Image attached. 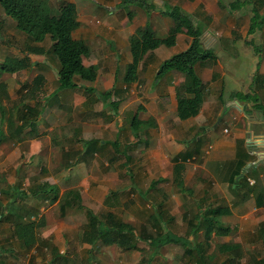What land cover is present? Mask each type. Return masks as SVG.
<instances>
[{"label": "crops", "instance_id": "obj_1", "mask_svg": "<svg viewBox=\"0 0 264 264\" xmlns=\"http://www.w3.org/2000/svg\"><path fill=\"white\" fill-rule=\"evenodd\" d=\"M72 1L77 5L80 21L74 36L86 39L91 48L90 54L83 55V61L97 69L94 81L79 75L75 79L77 83L94 89H59L58 86L50 89L46 98L49 100L57 95L53 97L55 107L47 105L49 101L42 103L39 97L45 84L37 90L34 78L42 73L48 83L49 70L56 68L59 79L60 64L53 53L52 56L44 55L43 59L33 56L29 67L0 72V85H5L8 91V96L0 91V120L6 122L4 142H17L18 147L21 144L20 148H24L22 144L29 141L34 155L40 153L37 147L40 138L44 139L49 158L60 157L61 171L67 170L63 180L36 181L25 188L23 182H16L14 178L7 187H0V202L4 204L2 211L7 214L0 219V227L7 222L13 225L14 231L16 223L35 221L38 234L51 241V254L57 258L55 264H139L134 260L137 261L140 253L147 252L149 248L131 246L134 247L131 248L134 249L133 257L126 261L129 247L106 244L100 238L95 242L84 239L90 209L106 225L107 219L108 225H117L119 221L129 223L138 237L149 240L156 247V250H150L151 257L161 254V248H166L169 254L170 251L176 252L177 260L184 257L181 254L187 255L188 264H201L200 259L203 261L204 256H208L213 264L217 260V264H264V102L259 93L256 94L264 93V64H260L264 62V56L261 57L260 53L257 59L256 55L240 53L245 45L255 49L258 46L249 35L264 28V0H229L225 3L223 0H153L155 8L149 15L138 5H122L123 0ZM175 4L192 15L195 23L203 25L202 42L216 54L195 64L203 81L204 100L198 114L187 118L179 116L177 93V86L184 82L185 74L170 71L157 77L165 59L187 49L192 43L193 37L185 31L177 34L175 44H162L148 51L139 63L136 79L130 82L123 79L128 64L133 61L131 38L147 26L158 36L169 35L174 19L166 13V8ZM247 6L251 7L252 14L246 11ZM1 8L0 4V11ZM256 8L261 14L260 25L257 24L252 32ZM3 14L2 23L9 16L4 9ZM11 19L9 24L15 23L17 30H21ZM239 28L245 34L242 38L235 35ZM27 54L26 46L25 55L20 59ZM52 59L53 65L50 63ZM247 59H250L251 67L246 75L244 64ZM39 65L28 94L27 82L21 75L18 74L19 79L14 78L13 81L5 80L7 76L4 75L18 71L23 74L27 70L33 73ZM256 76L260 85L255 92L250 88L254 86L251 81L257 85ZM235 84H238L237 89L232 87ZM110 89L114 90L112 97H100L102 91ZM60 91H63L61 100L70 102L60 103ZM236 92L250 93L252 97L239 99ZM22 96L26 98L21 100ZM112 98L117 101L113 103ZM257 103L263 109L257 107ZM13 112L16 113V131H20V126L29 119L36 122L35 130L30 125L24 128V139L8 130L5 118ZM53 113L60 122L51 123ZM65 124L68 127H64ZM20 157L26 160L27 156ZM10 158L12 154H6L3 163L6 164ZM21 164L16 168L20 170ZM19 170L12 176L19 175ZM44 182L55 185L57 189L49 193H20ZM132 188L136 199L133 194L128 195ZM69 190L80 194L82 204L68 207L65 214L61 213L62 217L50 223L46 216L50 207L46 208L45 201L50 200L53 205L60 206ZM55 192L58 197L52 200ZM216 206L225 209L212 218L216 226L211 238L220 237L224 241L211 248L206 241L204 220L200 222L198 218H205L208 209ZM140 211L145 216L139 214ZM127 217L135 220H126ZM193 221L197 226L188 237L189 245L171 241L174 236L184 238L192 229ZM188 223L191 225L189 230ZM44 227L46 229L42 231ZM236 230L240 233L239 238L231 240L236 238L232 237ZM155 240L162 242L155 243ZM18 241L20 248L26 251L36 250L42 242L25 246L21 239ZM196 245L198 250L194 248ZM182 246L191 248L193 253L185 254V249L181 253ZM209 249V253L214 254L212 257L204 253ZM11 250L0 247V264L10 263L13 257ZM78 256L82 261L72 262V258ZM67 258L71 262H59Z\"/></svg>", "mask_w": 264, "mask_h": 264}, {"label": "trees", "instance_id": "obj_2", "mask_svg": "<svg viewBox=\"0 0 264 264\" xmlns=\"http://www.w3.org/2000/svg\"><path fill=\"white\" fill-rule=\"evenodd\" d=\"M0 4L4 9L5 14L12 17L16 21L18 28L27 33L31 37V41H34L27 45L28 54L24 58L18 59L10 57L4 64H2V67H0L3 68L0 70L1 72L4 70L16 71L29 67L32 64V56H39L40 59H43L44 55L47 54L48 49L46 46L39 43H44L48 36H50L53 41L51 50L57 56V60L60 64L59 89L67 87H81L85 88L86 91L94 89L93 86L77 83L75 79L76 75H79L83 79L94 81L97 77V69L93 65H85L83 61V55H88L91 52L88 41L84 38H77L74 36V31L80 25L77 5L74 1L60 0L57 13L52 11L51 0H0ZM128 4H135L142 7L148 15L155 8V2L152 0L122 1V5ZM254 11V20L251 28L252 32L255 30L254 28L257 24L260 25L259 18L261 17L257 8L254 9ZM166 13L174 19V25L169 35L165 37L158 36L154 30L147 26L140 29L138 34L131 38L133 61L128 64L123 79L126 82L136 79L139 63L148 51L153 50L162 44L169 46L175 44L177 34L185 31L193 37L192 43L187 49L177 52L171 57L165 59L157 72V77H161L170 71H179L185 74L184 82L177 86V93L179 116L181 118H187L198 114L204 100V95L202 93L203 81L195 69V64L201 59L215 56L216 54L214 49L206 48L202 42V34L204 30L203 25L195 23L194 17L186 13L182 6L178 4L167 5ZM206 18H208V15ZM256 49H258L257 46ZM45 82L46 78L42 73H39L34 78V86H36L35 88L37 90H41ZM0 91L8 96V91L6 90L5 85H0ZM113 92L114 90L110 89L102 91L99 95L100 97L102 96L106 98L112 97ZM249 95L250 93L236 94L239 99H247L250 97ZM116 101V99L112 98L113 103ZM256 105L263 109L261 104L257 103ZM15 115L16 113L13 112L5 118L7 119L8 130L11 131L14 136L24 139V128L29 127L30 125L32 129L35 130L36 122L35 120L29 119V122L20 126V131H16ZM0 123H2V120H0ZM4 131V129H0V142L5 138L6 132ZM239 182L240 181L236 183ZM51 187L52 185L49 182H44L38 184L37 187H30L27 190L20 191V193L36 194L39 191H54ZM57 197L58 193L55 192L52 200L57 199ZM81 204L80 194L76 190H69L60 202L61 213L65 214L70 206L76 205L75 207H77ZM3 208L4 204L0 202V219H2V217L5 218L7 215L2 211ZM82 208H84V206H82ZM224 209L223 206H216L208 209L207 215L204 216L205 219H209L206 226V239L212 237V231L216 226V224L212 222V218L219 215ZM88 220L84 232V239L86 241L95 242L96 239L100 238L101 241L106 244L116 243L123 247H131L138 245V240H144L137 236L133 228L127 222L119 221L117 225H108L109 219H107L106 225V223H104L103 220H101L90 209H88ZM193 223L194 221L192 224ZM194 225L189 232L195 230L197 225ZM12 234L21 239L22 244L25 246H31L38 241H43V237L37 232V223L35 221L16 223ZM172 240L174 242L181 241L177 236H174L171 241ZM188 240L190 239L188 238ZM223 249H225V246ZM200 256L203 257L201 254ZM200 261L202 262L201 259Z\"/></svg>", "mask_w": 264, "mask_h": 264}, {"label": "rangeland", "instance_id": "obj_3", "mask_svg": "<svg viewBox=\"0 0 264 264\" xmlns=\"http://www.w3.org/2000/svg\"><path fill=\"white\" fill-rule=\"evenodd\" d=\"M223 1L225 3L226 1H229V0H223ZM51 2H52V11L54 13H57L59 10L60 0H51ZM79 8H80L79 9L80 11H83L82 7L79 6ZM250 8H251L250 6H247L245 9L247 12H250L251 11ZM262 11L264 12L263 9H262ZM0 12H1L0 13V64H1L0 67H2V64H4L6 62L5 60H8L10 58V56H12V57L18 56V57H16L18 59H20V57H23L25 55V50H26L27 44L33 42V40L31 41V37L27 33H25V32L23 33L22 30H17V28L15 27V23L9 24V21L12 20L10 16L6 17V20L3 21V23L4 22L5 23L3 24L1 21L3 20L2 17H4L5 15L3 14L2 8H1ZM251 14H250V16H251ZM242 17L243 16L239 17V19H242ZM262 17H263V15H262ZM6 21H7V23H6ZM240 30H242V29L241 28L236 29L235 35H239V37L242 38V37H244L245 34H244V32H242ZM224 31H228V30L224 29ZM247 35H249V34H247ZM249 37L252 38L253 41L258 45L257 46L258 50H256L255 48H253L250 45L249 46L245 45L241 49L242 51H240V53L241 54L246 53L250 56L256 55V57L261 53V57H263L264 56V28L262 30H257L253 34H250ZM52 42H53L52 39L50 38V36H48V38L44 42V45L48 49V52H47V54H45V56H52L54 54L51 50ZM40 43H43V42H40ZM259 49H261V51ZM218 50H219V47H218ZM258 57H260V56H258ZM258 57H257V59H259ZM249 62H250V59H247L246 63L244 64V66H245L244 70H246V75L249 73L248 68L251 67V63H249ZM50 63H52V65H53L55 63L54 59H52L50 61ZM260 64H261V66H263L264 62H261ZM39 67H40V65L37 68L33 69V73L32 72L30 73V71L27 70V72L25 71V73H23V74L20 73L21 71H18V72L12 73L11 75H4V76H7V78H8V79L5 78V80H9V81L12 80L13 81L15 79H19V75H21V78L24 79V82H27L26 84L28 86V92H27V94H28L30 87H31L30 82L33 81L32 79H33L34 73L39 71V70H37ZM2 69L3 68H0V70H2ZM54 69H56V68H54ZM54 69L49 70L48 74L50 75L49 76L50 80H48V83L47 82L45 83V87L43 88L42 92L40 93L41 95L39 97V99L42 103L46 104L49 101V103L47 105L53 104L54 106H52V107H55V103H56V100L53 99V97L56 98L57 95H53V97L51 96L49 100L46 98L48 97L47 92L50 89H55L59 86V79L57 78V74H56ZM246 75L244 77L247 78ZM239 81L242 82L241 80H239ZM255 81L258 82L257 85L255 86V82L253 83L251 81V84L254 86L250 89H251V91L256 92V90L259 89L258 86L260 85V81H259L258 76L255 77ZM84 82H88V81H84ZM237 86H238V84L237 85L235 84V86H232V87L234 89H237ZM250 89H248L247 91L249 92ZM30 93H32V92H30ZM237 93L243 94V92H236L235 94H237ZM257 93H259L261 101L264 102V93L256 92V94ZM29 96H27V97H29ZM60 96L62 98L63 91H60L58 94V98L60 99V103L65 104L67 102H70V101H65V100L63 102L61 100ZM249 96H251V95H249ZM24 98H26V97L22 96L21 100ZM7 102H10V100H7ZM10 104H13V103H10ZM227 107H230V106H227ZM56 113H57V111H56ZM255 116H257V114H255ZM51 119L54 120V121L51 120V123L60 122L59 117L55 113H53L51 115ZM45 122H47V121H45ZM61 124H63V123H61ZM5 125H6V122L0 123V129L5 130ZM64 127H68V126L65 124ZM4 139L2 142H0V162H1L0 163V173L3 174V175H1V179H0V187L1 188L4 186L7 187L9 185L8 182L10 180H14V178H15L16 182H23L22 185L25 188H27L30 183L36 182V181L41 182V181H44L47 179L50 182H54L56 179H61V180L65 179V173L67 172V170L61 171V166H63V165L61 163L60 157L49 158V152H45V148H47L46 146H48V145L44 139L40 138V140L42 141V145H41V141H40V144H38V147H37V151L39 150L40 153H37L34 155L31 154L32 153L30 150V144L31 143L29 141H27V143H25V144L24 143L22 144V147H24V148H20L21 144L18 147L19 144L17 142H14V143L11 141L10 142H8V141L4 142ZM39 146H40V149H39ZM3 151H4V153H3L4 156L1 157L2 156L1 152H3ZM20 152L22 153V155H20ZM25 153H26V155H24ZM6 154H8V155L12 154V158H10V160H8L6 164H4L3 160L6 158ZM20 156H27L26 160L23 159L24 157L22 158ZM53 156H56V155H54V153H53ZM23 160H24V163L21 164V162ZM11 164H13V166H11ZM19 164H21L20 170L18 168H16V166ZM56 167H59V169H56ZM18 170H19V175L15 174L16 177L12 176L13 172L15 171L16 173H18ZM4 177H6V178H4ZM51 188L54 189V191L57 189L55 185H52ZM61 191H62V189L60 188V192ZM132 194L133 195L136 194V192L134 191L133 188L131 190H129V192H128V195H132ZM133 197H134V199H136L135 195ZM45 202H46L45 203L46 208L50 207L46 216H48L49 220H51L50 223L53 221L56 222L59 217H62L60 206L59 205H53V203L50 200H49V202L47 200ZM147 204H149V203L147 202ZM150 204H152V203H150ZM145 211L147 213H149L147 210H145ZM139 214H142L145 216V214H143L142 211H140ZM127 215L130 216L129 213H127ZM142 215H141V217H142ZM131 218L132 217H127L126 220L131 219ZM144 218L145 217H143V219ZM198 219H200V222L204 220L202 223L207 226L209 219H205V218H201V217ZM134 220L135 219H133L132 221H134ZM46 221H48L47 217H46ZM194 226H196V225H194ZM229 226H230V224H229ZM190 227H191V225L188 223L187 230H189ZM45 229L46 228L44 227V229H41V230L44 231ZM12 232H13V225H10L7 222H5L1 225V227H0V247L2 246L3 248H5V247L11 248L12 249L11 251L13 252V257H12L9 264H55V262H57V258L51 254V248H50L51 241L49 239H46L42 236L43 241L41 242V245L39 246V248H37L36 250L26 251V250H23L22 248H20L21 246H19L20 245L19 244L20 241H18L19 239L17 238L18 239L17 240L16 236L15 237L11 236ZM182 232H184V231L182 230ZM173 234H175V233H171V235H173ZM191 234H192V232L188 233V231H187V233L185 234V237L181 239V241L184 243L183 246L189 245L190 240H188L187 237H190ZM239 234H240L239 231L236 230L234 232V236H232V237H236V238L235 239L231 238V240H237V238H239V236H238ZM49 236H51V235H49ZM206 240L208 241L209 247L212 246L211 248H213V247H216L217 243L224 241V238H220V237L216 238L215 237V238H208ZM158 242H162V240H157V241L155 240V243H158ZM153 245L157 246V244H153ZM183 246L181 247L182 249H180L181 253L184 252V249H185V254L186 253L187 254L193 253L191 251V248H188V247L185 248ZM41 247H43V248H41ZM139 247H144L146 249L149 248V250L147 252L140 253V256H138L137 261L134 260L135 262H138L139 264H151V263L152 264H175V263L176 264H188V262H189L187 259L188 258L187 255L181 254L184 257H182L180 260H177V256L175 254L176 252L170 251L171 254H169L166 248H164L163 250L161 248V250L159 251V252H161V254L157 253L155 255V257H151L150 256V254H151L150 250H156L155 249L156 247L155 246L153 247L149 241H145V240L139 241L138 240V248ZM131 248H134V247H129V249H127L130 254L128 253L126 261H128V260L130 261V259H132V257H133L132 251L134 249H131ZM194 248L196 250L199 249L197 245ZM210 249L208 252H206L207 249L205 250V252L204 251L203 252L208 253L209 257H212V255H214V254L209 253ZM239 249H241V248H239ZM195 253L201 254L199 252H195ZM230 253L232 254L233 252H230ZM135 254H137V252H135ZM166 254H168V255L166 256ZM137 255H139V254H137ZM37 256H42V258H37ZM204 257L205 258L202 261L203 262L202 264H210V260H209L208 256L207 257L204 256ZM143 258H144V260H142ZM196 258H199V257H196ZM74 260L75 261H82L80 256H78L75 259L72 258V262ZM65 261L71 262V259L67 258L66 260L65 259L59 260V262H65ZM216 262L219 263L218 260ZM224 264H228V263L224 262ZM233 264H237V262L233 263ZM239 264H243V262H240Z\"/></svg>", "mask_w": 264, "mask_h": 264}]
</instances>
